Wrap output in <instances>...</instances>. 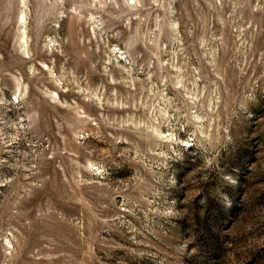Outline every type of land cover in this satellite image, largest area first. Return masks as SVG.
Instances as JSON below:
<instances>
[{
  "label": "rangeland",
  "instance_id": "374dc122",
  "mask_svg": "<svg viewBox=\"0 0 264 264\" xmlns=\"http://www.w3.org/2000/svg\"><path fill=\"white\" fill-rule=\"evenodd\" d=\"M0 264H264V0H0Z\"/></svg>",
  "mask_w": 264,
  "mask_h": 264
},
{
  "label": "bare ground",
  "instance_id": "6f19581e",
  "mask_svg": "<svg viewBox=\"0 0 264 264\" xmlns=\"http://www.w3.org/2000/svg\"><path fill=\"white\" fill-rule=\"evenodd\" d=\"M21 34V33H20ZM23 34H24V32H23ZM22 38H24V37H22Z\"/></svg>",
  "mask_w": 264,
  "mask_h": 264
}]
</instances>
